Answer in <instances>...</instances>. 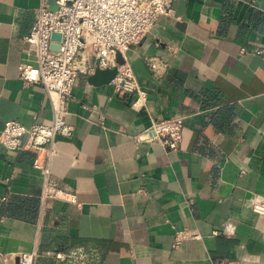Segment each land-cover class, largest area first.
I'll list each match as a JSON object with an SVG mask.
<instances>
[{
    "label": "crops",
    "instance_id": "crops-1",
    "mask_svg": "<svg viewBox=\"0 0 264 264\" xmlns=\"http://www.w3.org/2000/svg\"><path fill=\"white\" fill-rule=\"evenodd\" d=\"M39 4L0 0V130L51 121L43 87L18 77ZM262 51L264 0H172L124 52L146 92L139 107L79 72L49 175L75 201L42 200L36 153L0 147V264L31 251L34 264H65L55 254L74 248L87 264H264V216L252 210L264 195ZM176 116V150L142 134Z\"/></svg>",
    "mask_w": 264,
    "mask_h": 264
},
{
    "label": "built area",
    "instance_id": "built-area-1",
    "mask_svg": "<svg viewBox=\"0 0 264 264\" xmlns=\"http://www.w3.org/2000/svg\"><path fill=\"white\" fill-rule=\"evenodd\" d=\"M55 3L56 8L51 9L47 0H40L34 22L22 39L28 57L18 65V77L23 82L43 87L50 101L51 121L30 126L6 121L0 130V147L36 153L33 165L42 175V200L75 201L74 195L56 189L49 182L55 136H68L72 130L65 115L75 79L79 72L116 67L117 74L111 80L115 94L119 97L133 94L131 106L139 107L146 100V92L125 60L124 52L137 44L161 17L172 14V0H55ZM54 32L60 34L59 40L51 38ZM52 44H57L58 49L52 50ZM118 56L122 64L117 63ZM149 64L152 69L157 68L155 62ZM182 126L183 118L179 116L152 120L142 134L173 151L179 147ZM135 138L139 140L140 134ZM252 210L264 216V195L255 197ZM87 256L80 248L55 254L65 264H87ZM35 257L36 251L19 253L16 264H34Z\"/></svg>",
    "mask_w": 264,
    "mask_h": 264
},
{
    "label": "water",
    "instance_id": "water-1",
    "mask_svg": "<svg viewBox=\"0 0 264 264\" xmlns=\"http://www.w3.org/2000/svg\"><path fill=\"white\" fill-rule=\"evenodd\" d=\"M47 2L49 3V6L51 9H55L56 8V3L55 0H47ZM51 38L53 40H59L60 38V34L54 32L51 36ZM51 49L52 50H57L58 49V45L57 44H52L51 45ZM117 63L118 64H122L123 60L121 59L120 56H118L117 58ZM117 74V68L113 67V68H106V69H100V68H96L93 75L90 77L92 80H94L95 82H103V83H107L110 82L115 75Z\"/></svg>",
    "mask_w": 264,
    "mask_h": 264
}]
</instances>
